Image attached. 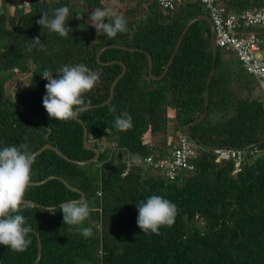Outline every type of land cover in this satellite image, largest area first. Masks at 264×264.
I'll list each match as a JSON object with an SVG mask.
<instances>
[{
  "label": "trees",
  "instance_id": "trees-1",
  "mask_svg": "<svg viewBox=\"0 0 264 264\" xmlns=\"http://www.w3.org/2000/svg\"><path fill=\"white\" fill-rule=\"evenodd\" d=\"M222 3L227 12L264 6V0ZM61 6L70 8L66 23L71 31L66 38L37 23L43 12L51 16ZM109 7L124 16L128 29L113 39L97 35L89 18L95 9ZM203 15L206 12L197 2L182 3L167 12L156 1L146 0H116L115 4L0 0V150L20 144H27L34 153L45 145L56 147L69 160L52 149L42 151L35 157L31 183L58 177L83 193L94 209L83 225L93 229L86 239L77 226L64 224L59 207L80 200V192L56 178L30 185L26 199L35 205L21 214L31 225L32 243L25 252L0 245V264H264V100L258 84V91L242 92L235 71L230 72L225 62L223 54L230 51L217 48L213 54L211 29L204 20L188 29L162 79L153 80L149 74L146 54L152 60L153 76H161L186 25ZM37 38L43 46L33 41ZM108 45L130 50L108 48L101 54V63L117 61L126 67L112 99L101 105L123 71L118 63L97 62L99 51ZM214 56L207 113L189 128V136L184 126L204 112ZM77 64L100 74V81L84 96L94 107L77 116L86 127L87 141L99 151L98 159L84 166L73 161H88L95 153L84 148L83 125L74 119H51L43 107L47 81L42 72L50 69L53 78H58V69ZM14 69L29 74V81L15 87L10 98L3 78L14 74ZM124 114L131 115L133 126L117 131L114 118ZM171 117L176 134H187L199 145L195 170L175 180L158 171L143 175L138 166L123 175L126 153L163 154ZM106 136L116 150L99 148L95 138ZM153 136L158 137L159 146L153 144ZM253 145L246 151L263 154L244 162L237 171L233 161H215V147ZM152 195L168 199L177 208L174 224L160 227L158 235L143 233L137 224V206ZM38 240L41 257L35 263Z\"/></svg>",
  "mask_w": 264,
  "mask_h": 264
},
{
  "label": "clouds",
  "instance_id": "clouds-1",
  "mask_svg": "<svg viewBox=\"0 0 264 264\" xmlns=\"http://www.w3.org/2000/svg\"><path fill=\"white\" fill-rule=\"evenodd\" d=\"M115 3L116 0H113V4ZM40 16L37 23L42 29L46 28L64 38L69 35L71 29L66 23L70 16L68 6L52 10L51 16L48 12H43ZM89 18L97 35H105L108 39L128 31L124 16L117 14L112 7L97 8ZM33 41L43 46L38 38ZM56 75L58 78H53L50 69H45L41 74L47 81L43 107L51 119L70 121L91 105V100L86 101L84 96L100 81V74L84 64H77L63 66L57 70ZM110 112H115V109L111 108ZM132 126L131 115L124 114L114 118L117 131L129 130ZM34 163L35 153L28 150L27 144L12 145L0 150V245L13 252H25L32 243L29 238L31 225H27L26 217L21 213L32 207L31 202L26 199V193L31 184ZM59 207L65 225L77 226L86 239L93 235L92 227L83 226L86 221H90V214L94 211L86 199L70 200L61 203ZM137 207V224L143 233L150 231L158 235L160 227H170L175 222L176 205L162 196L152 195ZM50 211L54 212V209Z\"/></svg>",
  "mask_w": 264,
  "mask_h": 264
},
{
  "label": "built area",
  "instance_id": "built-area-1",
  "mask_svg": "<svg viewBox=\"0 0 264 264\" xmlns=\"http://www.w3.org/2000/svg\"><path fill=\"white\" fill-rule=\"evenodd\" d=\"M104 1L113 3V0ZM146 1H156L158 6L167 12H173L182 3H199L212 22L213 42L216 49H224L235 54L240 67L256 80L264 100V6L240 12H227L223 7L222 0ZM13 72L17 74L18 70L14 69ZM171 140L162 155L140 156L126 153L122 156L126 166L123 175H126L134 166L140 167L143 175L158 171L165 174L170 180H175L184 172L194 171L199 145L184 133H178ZM112 149L116 150L114 146ZM213 151L216 162L233 161L235 171L245 162L246 155L256 157L261 152L232 147H215Z\"/></svg>",
  "mask_w": 264,
  "mask_h": 264
},
{
  "label": "water",
  "instance_id": "water-1",
  "mask_svg": "<svg viewBox=\"0 0 264 264\" xmlns=\"http://www.w3.org/2000/svg\"><path fill=\"white\" fill-rule=\"evenodd\" d=\"M200 20H204V21H206V22L209 24V26H210V29H211V37H212V45H211V46H212V52H213L214 55L216 54V47H215L214 42H213V26H212V22L210 21V19H209L206 15L198 16V17L192 19V20L186 25V27L184 28V30H183V32H182V34H181V36H180V38H179V40H178V43H177V45H176V47H175V50H174V52H173V55H172L171 59L169 60L168 64L166 65V67H165L163 73L161 74V76H159V77H155V76H153V74H152V66H153V65H152V60H151V58L146 54L147 59H148V62H149V74H150V77H151L153 80H159V79H162V78L165 76V74H166V72H167V70H168V68H169V66H170V64H171V62H172V60H173V57H174L176 51L178 50V48H179L180 45H181L182 39H183V37L185 36L186 32L188 31V29L191 27L192 24H194V23H196V22H198V21H200ZM108 48H119V49H123V50H130V49H128V48L120 47V46H117V45H108V46L104 47L103 49H101V50L99 51V53H98V55H97V62H98L99 64H101V65H105V66H106V65H110V64L118 63V64H120V65L122 66V68H123L122 73H121V74H120V75L114 80V82L112 83L111 90H110V96H109L108 100H107L105 103L101 104V105H105V104H107V103L110 102V100H111L112 97H113V89H114V86H115L116 82L118 81V79H119V78L125 73V71H126V67H125V65H124L122 62H117V61L109 62V63H101V62H100V56H101V54L103 53L104 50H106V49H108ZM132 50L137 51V50H135V49H132ZM215 59H216V58H215V56H214V58H213V68H212V70H211V72H210V75H209V77H208V81H207V92H206V97H205V107H204V112L202 113V115H201L200 117H198V118L195 119L194 121H192V122H190L189 124H187L186 126H184V129H185L186 133H187L189 136H192V134H191L189 128H190L191 126L195 125L196 123L201 122V121L205 118V116H206V113H207V106H208V90H209L210 83H211V81H212V77H213V75H214V73H215V69H214V62H215ZM92 107H94V106H89V107L86 108V109H90V108H92ZM86 109H85V110H86ZM74 120L80 122V124L83 125V145H84V148H85V149H89V150H93L94 153H95V156H94L92 159L88 160V161H85V162L73 161L74 163H76V164H78V165L84 166V165L90 164V163H92V162H95V161L98 159V157H99V151L96 150V149H94V148H92L91 144L87 141V130H86V127H85L84 123H83L80 119H78V117H76ZM194 140L197 141L200 145L202 144L201 141H200L199 139L194 138ZM254 146H255V145L250 146V147H247L246 149H242V150H249V149L253 148ZM46 149H52V150H54L59 156L63 157L65 160H69L67 157H64L63 154H62V153H61L56 147H52V146H50V145H45V146H43L40 150L36 151V152H35V157L38 156L42 151H44V150H46ZM53 178L59 179V180H60V181H61V182L67 187V188H69V189H71V190H73V191L80 192V191H78V190H76V189H73L71 186H69L67 183H65L62 179H60V178H58V177H52V176H51V177H48L47 179H45V180L42 181V182L31 183L30 185H40V184H43V183H45V182H47L48 180L53 179ZM80 193H81V192H80ZM81 199H85L83 193H81ZM81 199H80V200H81ZM30 202H31V201H30ZM31 204H32V205H35L34 202H31ZM38 245H39V248H38V256H37V260L35 261V263H36V262L39 260V258L41 257V244H40V241H39V240H38Z\"/></svg>",
  "mask_w": 264,
  "mask_h": 264
},
{
  "label": "rangeland",
  "instance_id": "rangeland-1",
  "mask_svg": "<svg viewBox=\"0 0 264 264\" xmlns=\"http://www.w3.org/2000/svg\"><path fill=\"white\" fill-rule=\"evenodd\" d=\"M7 2H8V0H7ZM109 3H112V2H109ZM9 6L10 5H8V7ZM223 55L225 58V62L227 63L228 66L231 67V68H229V71L230 72L235 71L234 75L238 81L237 83H241V87L243 89L242 92H246L250 88H253L254 91H258L256 80L252 76H250L246 73H243L242 71H240L238 69V68H240V63H239L237 57L235 56V54H233L231 52H227V53H224ZM3 79L6 81L7 96L11 98L13 96V91H14L15 87H17L18 85L26 84L29 81V74H27V73L26 74H21V73L15 74L14 73L11 76L5 75ZM246 83H248L247 84L248 87L246 86ZM170 113L174 117L173 112L171 111ZM173 117L170 118L169 125H168L167 140H169V142L172 141L170 138L174 139L175 136L177 135L175 132V120ZM95 140H97V143H98V146L100 149L108 148V150H110V149L112 150V148L114 146V142L107 136L103 137L101 139L95 138ZM151 140H152L154 145L159 146V139L157 136H153V138Z\"/></svg>",
  "mask_w": 264,
  "mask_h": 264
},
{
  "label": "crops",
  "instance_id": "crops-1",
  "mask_svg": "<svg viewBox=\"0 0 264 264\" xmlns=\"http://www.w3.org/2000/svg\"><path fill=\"white\" fill-rule=\"evenodd\" d=\"M171 139V138H170ZM168 143H169V140H167ZM263 154V151L259 152L256 157H259L260 155ZM247 160V161H246ZM246 162H252V157H250L249 155H246V159H245Z\"/></svg>",
  "mask_w": 264,
  "mask_h": 264
}]
</instances>
